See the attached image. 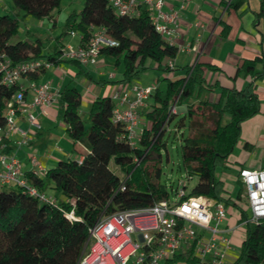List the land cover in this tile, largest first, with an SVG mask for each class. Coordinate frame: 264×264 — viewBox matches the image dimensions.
Instances as JSON below:
<instances>
[{
    "label": "trees",
    "instance_id": "16d2710c",
    "mask_svg": "<svg viewBox=\"0 0 264 264\" xmlns=\"http://www.w3.org/2000/svg\"><path fill=\"white\" fill-rule=\"evenodd\" d=\"M11 1L16 10L37 19L49 18L61 2ZM224 2L222 4L227 3ZM246 3L248 0H236L230 7L239 10ZM138 9L139 16L122 17L114 12L107 0H85L79 13L65 19L68 32L78 30L87 36L90 26L103 27L107 36L118 43V47L106 48L102 53L113 58L116 64L122 57L123 77L111 83L119 88L146 70L148 60L157 63V69H162L161 63L174 60L178 53L175 46L169 45L154 31L147 11L143 7ZM262 19L264 4L255 14L254 27ZM16 29V19L8 15L0 16V53L6 54L14 64L41 58L39 41L25 39L13 44L9 42L16 35ZM230 30V26H223L222 38H227ZM59 44L57 40L53 53L46 59L56 63ZM260 48V55L252 60H244L239 68L240 74L254 81L244 89L215 85L221 90L219 100L200 101L186 106L183 117L177 123L180 128L184 125L183 121L188 119V136L180 149L187 179L191 176L198 178L191 194L238 209L240 222H247L241 253L234 264L264 263V221L252 223L251 215L240 207L241 192L236 200L232 199L224 183L217 180L215 172L219 166L230 162L241 139L242 124L262 112L255 84L264 81V38ZM60 62L63 61L56 64ZM69 62L75 64L80 73L81 66ZM258 66H261V70L257 69ZM164 70L168 72L165 64ZM188 74V78L168 81L164 97L159 89L151 96L152 110L145 114L147 130L137 150L129 148L123 139L122 127L111 120L115 106L111 97L97 98L90 104L89 125L85 128L78 112L81 105L79 91L70 87L61 90L59 103L63 108L62 120L68 137L79 143L84 151L81 154L82 161H59L47 170L44 177H35L31 171L25 174L29 184L39 191L52 188L60 197L61 207L66 212L73 210L79 220L69 222L56 208L40 203L20 189L7 192L0 190V264H77L90 245L87 228L102 213L147 207L168 197L159 182L165 127L173 120L171 106L174 103L182 105L195 90L196 77L202 79L201 66L195 65ZM202 82H198V85ZM19 89L18 84L3 86L0 79V124L6 104ZM225 114L230 115L231 120L222 126ZM135 157L139 160L138 165L133 162ZM111 164L125 176L130 174L123 191L118 190L121 179L111 170ZM188 263L197 262L191 259Z\"/></svg>",
    "mask_w": 264,
    "mask_h": 264
},
{
    "label": "built area",
    "instance_id": "2783aa9c",
    "mask_svg": "<svg viewBox=\"0 0 264 264\" xmlns=\"http://www.w3.org/2000/svg\"><path fill=\"white\" fill-rule=\"evenodd\" d=\"M141 2L146 7L154 31L169 45L175 46L183 6L165 11V0H107L117 15L128 18L139 16L138 6ZM68 34L72 38L77 36L74 30ZM115 47H118V43L107 36L105 28L90 26L87 36L80 33L75 47L68 44L59 48L56 63L73 61L81 67L95 66L102 50ZM177 49L178 52L190 50L184 47ZM56 63L33 59L14 64L6 54L0 53L1 84L7 87L18 84L29 74L57 69ZM165 69L172 72L175 69L174 60H167ZM26 90L32 92L30 101L26 100ZM155 91L151 87H133L124 93L115 91L111 96L115 102L111 120L122 127L123 139L131 149L140 148L147 130L138 110ZM58 99L59 93L51 92L49 82H31L28 89L20 87L6 104L0 124V186L12 185L20 189L40 203L56 208L72 223L79 220L73 210L66 212L55 196L47 195L29 184L22 162L14 152H7L11 140L16 150L29 143L28 131L17 124L18 118L22 117L31 128L39 130L41 126L34 114L35 109L49 107ZM174 108L175 104L171 113H174ZM77 161L80 163L82 158ZM30 162L36 165L34 155L30 157ZM133 162L139 164L136 157ZM31 172L35 177H44L47 169L36 165ZM129 177L130 174L121 179L118 190H125ZM239 182L246 192L250 221L255 224L264 221V168L241 169ZM179 184L181 188L175 191L174 202L166 198L147 207L102 213L87 228L90 245L77 264H184L191 259L196 260V264H204L208 256L212 257L211 264H224L234 231L222 227L228 218V207L203 196L186 195L185 184L181 181Z\"/></svg>",
    "mask_w": 264,
    "mask_h": 264
},
{
    "label": "crops",
    "instance_id": "0c3cea01",
    "mask_svg": "<svg viewBox=\"0 0 264 264\" xmlns=\"http://www.w3.org/2000/svg\"><path fill=\"white\" fill-rule=\"evenodd\" d=\"M222 1L223 0H165V6L163 7L165 11L183 6V9L180 11L175 47L190 49L186 52L177 53L174 59L175 69L172 72H167L169 76L166 80L175 81L186 77L188 78L190 75L188 73H191L194 66L198 65L201 66L202 79L196 77L197 83L195 89L200 86L202 92L206 87H210L209 82L212 79H215V84L213 85V89H210L211 93L217 92L216 90L218 88L214 87L215 85L222 88L244 89L249 83L254 81L253 78H246L244 74H240L239 68L244 60H252L261 53L260 42L262 38H264V19L258 22L257 27H254V20L255 14L260 11L264 4V0H248V3L243 5L239 10H234L230 7L236 0H224L227 2L226 4H222ZM140 7L146 10L142 2L139 4L138 8ZM47 19L52 23L51 27H48L49 30L57 26V22L52 15ZM223 26H230L231 28L227 38H222L221 36ZM228 41L235 42L236 52L227 56L225 59H221L220 53L223 51ZM69 43L70 42H67L66 45ZM77 44L78 41L76 45ZM59 46H63L62 42H60ZM38 60L49 61L48 59L42 60L40 58H38ZM109 62L110 57L101 53L97 65L93 68L94 72L86 69V67H81L79 73V69L75 64L69 61H63L58 64L57 69L41 70L37 73L29 74L26 78L22 79L23 81L21 80L24 84L18 83V85L24 89H28V85L31 82L35 84L49 82L51 92L55 94L60 93L64 87L75 88L77 91L83 89L84 95L81 97V104L83 103L88 106L97 98L111 97L112 94L117 91V88H119L111 84L106 86L101 85L94 80L93 76H99L98 71L100 67L106 66ZM74 69H76V71H74ZM257 69L261 70V66H258ZM205 76L208 77L207 82L205 81ZM201 80L203 81L202 84L198 85V82ZM255 85L257 86L256 93L261 102L262 112L258 117L256 116L251 119L250 123L256 121V124L258 122L264 124V81H257ZM214 95H211L210 99L207 100L216 102ZM25 96L26 100L30 101L32 92L26 90ZM150 99L152 100L150 97L146 100L144 105L139 108L138 112L142 121H144L143 116L152 110L153 102H151ZM185 102L186 100L183 101L182 105H176V103H174V113H171L173 120L184 114L186 106H189L184 105ZM62 113L63 108L58 99L49 107L35 109L34 114L41 126L39 130L31 128L22 117L18 118L17 124L22 129L28 131L29 143L20 150H16L11 140L8 143L7 152H14L16 154L17 158L22 162L25 172L34 170L36 165H40L48 170L54 167L59 161L78 160L82 158L81 154L84 151L79 143L73 142L68 137L65 124L62 120ZM254 137V135L247 137L246 142L243 144V158L255 151L257 147H264V137H260L261 139L259 138L257 143H254L256 142ZM32 155L36 158V165H32L30 162V157ZM243 158L233 160V162L239 166L240 170L246 168V160H243ZM247 169L261 168L251 167ZM234 180L241 186L242 190V185L239 182V175ZM223 183L226 192L232 195L234 190L233 187L226 185L225 182ZM234 211H236V209L228 208V216L230 215L231 218H227V224L223 226V228L234 230L231 235V241L239 242L242 245L246 234L242 240L241 238L239 239V237L233 236V234L237 233L239 229L246 225L240 222L241 218H239V214L235 218H232L235 214Z\"/></svg>",
    "mask_w": 264,
    "mask_h": 264
},
{
    "label": "rangeland",
    "instance_id": "374dc122",
    "mask_svg": "<svg viewBox=\"0 0 264 264\" xmlns=\"http://www.w3.org/2000/svg\"><path fill=\"white\" fill-rule=\"evenodd\" d=\"M84 1L85 0H61L59 8L51 13L53 18H55L57 22V26L49 30L48 27H51L52 23H50L47 18L37 19L31 15H26L23 11L16 10L11 0H0V16L8 15L10 18L17 20L16 35L12 37L9 42L13 44L18 41H23L25 39H28L30 42L39 41L41 45L40 59L42 60H45L46 57L52 53L56 46L57 40L62 42V45H66L67 42H70L69 44L75 47L81 32L75 30L77 36L76 38H72L68 34L67 28L65 26V19L70 15L79 13L83 7ZM226 44L227 45L220 53L221 59H225L227 56L236 52L235 42L228 41ZM164 64V62L161 63L163 67L162 69H157V63L148 60L146 62V70L140 72L138 75L133 77L131 81L123 84L121 88H117V91L119 93H124L129 91L133 87H151L154 89H159L163 95L162 97H164L166 93V86L168 84V80H166V78L169 76V74L164 70ZM93 68L94 66L86 67V69L92 71L94 70ZM74 71H76V69H74ZM98 72L99 76H93L94 80L97 81V83L106 86L111 83L120 81L123 77L124 72V64L122 57H120L119 59V64H116L115 60L110 57V62L106 66L100 67ZM109 75H112V78H109ZM22 81H20L19 83L24 84ZM205 81H208L207 76H205ZM209 84L210 87H206L203 92H201V87L198 86L192 92V94L187 97L184 105L197 104L200 101H206L207 99H210L211 95L214 94L216 98L215 101L217 102L219 100L221 90L219 88L216 90L217 92L211 93L210 89H212L213 85L215 84V79H212ZM113 86L116 87L117 85ZM79 93L82 97L84 95L83 89H81ZM150 101L153 102L151 99ZM85 106L86 105L82 103L78 109V112L79 116L81 117V120L84 122L85 128H87L89 125L88 112L90 105L86 107ZM143 117L144 121H146L145 115ZM182 117L183 116L176 117L170 122L168 126L166 125V131L163 135V142L165 144V148L162 149L160 154L161 161L159 167L161 173L159 182L165 188V191L168 194L167 199L170 202L175 201L174 193L177 189L181 188L179 184L180 181L183 182L186 186V195L190 196H193L191 194L192 190L198 183V178L196 176H191L189 179H187V172L183 166L181 159L180 147L183 143V140L188 136V119H185L183 121L184 125L182 127L179 128L177 126L179 119ZM230 120V115L225 114L222 119V126L228 124ZM252 135H254V138L256 139V142L254 143H257V140L260 137H264V124L261 122H258L256 124V121L254 123H250V120L243 123L241 129V139L232 154L230 162H227L225 166H219L215 172L217 180L223 181L226 183V185L233 187V194H230L232 199L236 200L237 195L241 192L240 207L248 215H251V212L246 205V192L244 189L241 190V186L234 180L239 175L240 168L237 164L233 162V160H239L243 158V144L246 142L247 137H250ZM243 160H246V168H264V147H257L255 151L249 153L243 158ZM110 168L115 175L120 177V179L124 178L125 175L117 167L111 164ZM0 190L7 192L11 190H16V188L12 185L0 186ZM44 192L45 194L51 196H54L55 194L54 190L50 187L47 188ZM55 196L57 197V199H60L58 195L55 194ZM234 212L235 214L232 218H235L236 216H238V214L240 218V211L236 209V211ZM228 218H231V216L229 215ZM226 224L227 220L222 223V227ZM246 228V226L242 227L237 233L233 234V236L239 237V239L241 238L242 240L246 233ZM193 230L196 231L197 229L193 228ZM240 245L241 244L239 242H231V249L228 253V257L224 260V264H234V262L238 259L241 253ZM212 261V257L208 256L204 264H211ZM184 264L189 263L184 262Z\"/></svg>",
    "mask_w": 264,
    "mask_h": 264
},
{
    "label": "water",
    "instance_id": "95a60500",
    "mask_svg": "<svg viewBox=\"0 0 264 264\" xmlns=\"http://www.w3.org/2000/svg\"><path fill=\"white\" fill-rule=\"evenodd\" d=\"M85 248H86V246H85ZM85 248H84V249H85Z\"/></svg>",
    "mask_w": 264,
    "mask_h": 264
}]
</instances>
